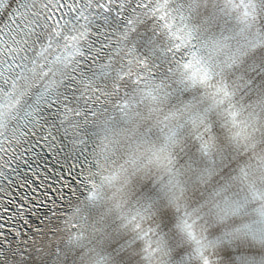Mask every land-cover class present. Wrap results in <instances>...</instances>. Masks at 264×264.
I'll return each instance as SVG.
<instances>
[{
  "label": "snow or ice",
  "instance_id": "6c2138e0",
  "mask_svg": "<svg viewBox=\"0 0 264 264\" xmlns=\"http://www.w3.org/2000/svg\"><path fill=\"white\" fill-rule=\"evenodd\" d=\"M0 264H264V0H0Z\"/></svg>",
  "mask_w": 264,
  "mask_h": 264
}]
</instances>
